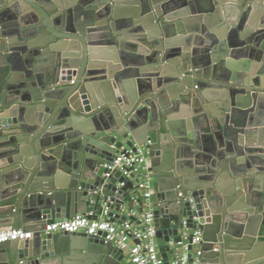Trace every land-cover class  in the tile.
I'll return each mask as SVG.
<instances>
[{
  "label": "water",
  "instance_id": "1",
  "mask_svg": "<svg viewBox=\"0 0 264 264\" xmlns=\"http://www.w3.org/2000/svg\"><path fill=\"white\" fill-rule=\"evenodd\" d=\"M146 141L163 264L183 218L199 264H264V0H0V224L32 232L0 264H127L45 227L140 212L109 165Z\"/></svg>",
  "mask_w": 264,
  "mask_h": 264
},
{
  "label": "built area",
  "instance_id": "2",
  "mask_svg": "<svg viewBox=\"0 0 264 264\" xmlns=\"http://www.w3.org/2000/svg\"><path fill=\"white\" fill-rule=\"evenodd\" d=\"M149 141L127 148L118 152L109 165L116 169L120 175L134 182L139 188L142 199V210L126 211L127 218L120 222L112 221L109 202L103 203L101 215L90 218L88 214H76L69 219L49 223L45 232L67 233L83 232L87 235L104 234V241L111 242L115 247L123 250L127 264H163L159 250L155 227V216L152 202L150 201L152 189L148 185L147 167L149 166ZM123 185V182L120 183ZM183 197L182 193H178ZM190 199V197H188ZM122 209V208H121ZM131 217H134L131 218ZM178 241L170 238L166 245L169 264H199L201 255L202 230L197 225L189 226L183 218L177 232ZM32 232L22 227H6L0 229V243L15 240H29Z\"/></svg>",
  "mask_w": 264,
  "mask_h": 264
},
{
  "label": "crops",
  "instance_id": "3",
  "mask_svg": "<svg viewBox=\"0 0 264 264\" xmlns=\"http://www.w3.org/2000/svg\"><path fill=\"white\" fill-rule=\"evenodd\" d=\"M123 213H126V208H122L119 212H115V214H120V215H122ZM19 225H20L19 222L14 223L13 226H5V225L0 224V229L6 228V227H22ZM262 235L264 236L263 232H262ZM162 242H163L162 240H158V244H160Z\"/></svg>",
  "mask_w": 264,
  "mask_h": 264
}]
</instances>
